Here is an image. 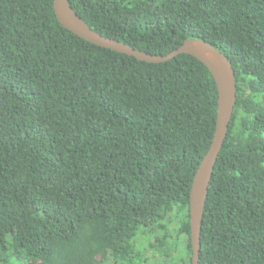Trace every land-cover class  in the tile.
Instances as JSON below:
<instances>
[{"label": "trees", "instance_id": "16d2710c", "mask_svg": "<svg viewBox=\"0 0 264 264\" xmlns=\"http://www.w3.org/2000/svg\"><path fill=\"white\" fill-rule=\"evenodd\" d=\"M94 30L232 63L237 103L204 209L201 264H264V0H68ZM197 58L81 39L54 0H0V264H192L190 194L216 132Z\"/></svg>", "mask_w": 264, "mask_h": 264}, {"label": "water", "instance_id": "95a60500", "mask_svg": "<svg viewBox=\"0 0 264 264\" xmlns=\"http://www.w3.org/2000/svg\"><path fill=\"white\" fill-rule=\"evenodd\" d=\"M54 11L58 22L64 28L96 46L149 63H165L181 54H189L197 58L211 72L218 88L216 132L212 145L196 172L190 194L192 264H201V232L204 209L215 167L224 147L237 103V79L232 63L212 44L203 40L189 39L168 55L145 53L116 39L107 38L92 29L75 12L68 0H54Z\"/></svg>", "mask_w": 264, "mask_h": 264}]
</instances>
